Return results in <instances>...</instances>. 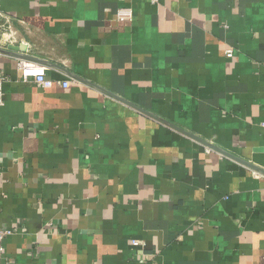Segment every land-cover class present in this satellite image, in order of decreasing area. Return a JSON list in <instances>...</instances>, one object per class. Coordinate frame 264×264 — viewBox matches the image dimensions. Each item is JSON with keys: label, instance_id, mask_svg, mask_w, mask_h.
Here are the masks:
<instances>
[{"label": "crops", "instance_id": "1", "mask_svg": "<svg viewBox=\"0 0 264 264\" xmlns=\"http://www.w3.org/2000/svg\"><path fill=\"white\" fill-rule=\"evenodd\" d=\"M5 20L0 264H264V0H0Z\"/></svg>", "mask_w": 264, "mask_h": 264}, {"label": "built area", "instance_id": "2", "mask_svg": "<svg viewBox=\"0 0 264 264\" xmlns=\"http://www.w3.org/2000/svg\"><path fill=\"white\" fill-rule=\"evenodd\" d=\"M155 3L157 0H151ZM131 11L129 9H120L116 13V20L119 22L130 21L131 20ZM2 33V40L4 42H11L15 35L11 31L12 28L9 24V20L4 21V25L0 28ZM227 59L233 58V50L227 49L224 53ZM17 70L19 72V78L22 82H33L37 87L45 90H49L53 87L54 83L50 79H48L44 74V68L41 64L35 63L32 61H28L25 59H19L16 64ZM9 82V78L0 73V106L3 105V85ZM68 86V82H62L61 87L66 88ZM16 230H2L0 229V256L3 253V241L7 236H10ZM133 247H142V242L138 240L132 241Z\"/></svg>", "mask_w": 264, "mask_h": 264}, {"label": "water", "instance_id": "3", "mask_svg": "<svg viewBox=\"0 0 264 264\" xmlns=\"http://www.w3.org/2000/svg\"><path fill=\"white\" fill-rule=\"evenodd\" d=\"M10 50H16V48H13V47L10 46ZM175 129L177 130V128H175ZM177 131H179V132H181V133H185V132H183V131H181V130H177ZM186 135L189 136V134H186ZM190 137H192V136H190Z\"/></svg>", "mask_w": 264, "mask_h": 264}, {"label": "rangeland", "instance_id": "4", "mask_svg": "<svg viewBox=\"0 0 264 264\" xmlns=\"http://www.w3.org/2000/svg\"><path fill=\"white\" fill-rule=\"evenodd\" d=\"M12 31V30H11Z\"/></svg>", "mask_w": 264, "mask_h": 264}]
</instances>
